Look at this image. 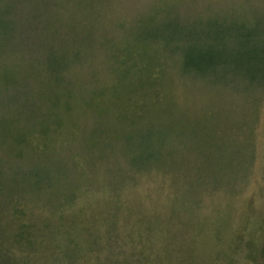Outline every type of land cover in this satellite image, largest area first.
I'll list each match as a JSON object with an SVG mask.
<instances>
[{
  "label": "rangeland",
  "instance_id": "1",
  "mask_svg": "<svg viewBox=\"0 0 264 264\" xmlns=\"http://www.w3.org/2000/svg\"><path fill=\"white\" fill-rule=\"evenodd\" d=\"M246 2L0 0L29 35L44 21L38 35L93 44L68 84L54 53L36 96L4 80L0 264H264V90L183 73L187 40L131 33L156 11L187 23Z\"/></svg>",
  "mask_w": 264,
  "mask_h": 264
},
{
  "label": "trees",
  "instance_id": "2",
  "mask_svg": "<svg viewBox=\"0 0 264 264\" xmlns=\"http://www.w3.org/2000/svg\"><path fill=\"white\" fill-rule=\"evenodd\" d=\"M169 11L147 14L148 19L131 33H136L138 42L144 45L187 40L182 47H176L183 73L200 77L223 70L233 78L241 77L247 85L255 84L260 92L264 90V0L258 3L248 0L239 10L227 6L209 15L207 12L205 15L192 13L193 19L187 23H181V15ZM165 17L167 20L162 21ZM7 21L0 19V99L8 90L4 80L12 76L19 87L18 95L33 97L39 94L46 79L42 55L54 53L46 55L48 67L54 69L52 72L59 81L68 84L70 79L66 73L69 69L86 61L93 52V44L89 46L83 40L76 42L73 38L64 40V37L60 38L64 40L60 44L59 38L38 35L48 34L51 23L35 22V34L29 35L28 26L17 20ZM23 29L27 31L24 33ZM39 74L42 76L40 87L35 83Z\"/></svg>",
  "mask_w": 264,
  "mask_h": 264
}]
</instances>
